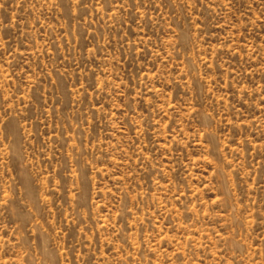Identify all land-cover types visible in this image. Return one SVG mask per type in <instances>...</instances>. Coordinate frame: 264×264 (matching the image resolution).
I'll return each instance as SVG.
<instances>
[{"label": "rangeland", "instance_id": "rangeland-1", "mask_svg": "<svg viewBox=\"0 0 264 264\" xmlns=\"http://www.w3.org/2000/svg\"><path fill=\"white\" fill-rule=\"evenodd\" d=\"M0 264H264V0H0Z\"/></svg>", "mask_w": 264, "mask_h": 264}]
</instances>
